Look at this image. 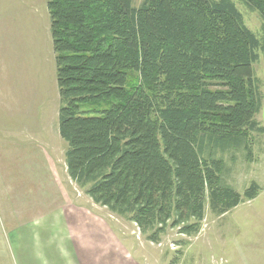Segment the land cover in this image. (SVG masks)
<instances>
[{"label": "trees", "instance_id": "1", "mask_svg": "<svg viewBox=\"0 0 264 264\" xmlns=\"http://www.w3.org/2000/svg\"><path fill=\"white\" fill-rule=\"evenodd\" d=\"M240 1L264 29V0ZM46 7L66 172L94 203L156 242L168 226L199 231L205 190L217 214L256 196V182L240 194L223 179V155L250 153L249 133H264L253 66L262 45L232 0Z\"/></svg>", "mask_w": 264, "mask_h": 264}, {"label": "rangeland", "instance_id": "2", "mask_svg": "<svg viewBox=\"0 0 264 264\" xmlns=\"http://www.w3.org/2000/svg\"><path fill=\"white\" fill-rule=\"evenodd\" d=\"M142 1L133 0V5ZM232 1L262 45L253 66L262 94L255 118L264 126L263 20L240 0ZM137 81L128 71L127 84ZM58 108L46 0H0V264H15L12 242L19 230L33 235L48 227L56 214L62 215L63 226H88L90 221V226L105 227L107 244L127 250L128 260L124 257L120 264H264V133H249L250 153L223 155L225 182L240 194L256 182L253 199L217 214L205 190L198 232L186 234L168 226L152 242L148 232L141 233L134 222L94 203L85 189L61 174L66 142L53 137ZM47 140L51 153L44 145ZM69 216L73 218L67 223Z\"/></svg>", "mask_w": 264, "mask_h": 264}, {"label": "crops", "instance_id": "3", "mask_svg": "<svg viewBox=\"0 0 264 264\" xmlns=\"http://www.w3.org/2000/svg\"><path fill=\"white\" fill-rule=\"evenodd\" d=\"M53 137L55 140L61 138L56 130ZM44 145L47 150L51 149L50 153L54 151L48 140ZM47 156L49 157L48 151ZM62 164L61 174L68 181L70 179L67 176L64 157ZM43 176L45 175H39V178ZM40 180L39 184L46 183ZM61 216L57 214L51 216L49 226L43 229L40 227L39 232L35 231L33 235L30 233L32 231H18L17 239L12 242L13 253L16 254L15 264H120L121 260L126 257L124 252L127 250L123 249L122 244V247L107 244L105 227L90 226V221H86L88 226H63L59 219ZM71 218L73 217H68L67 223Z\"/></svg>", "mask_w": 264, "mask_h": 264}]
</instances>
